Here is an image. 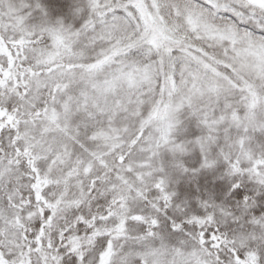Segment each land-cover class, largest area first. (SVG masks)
I'll return each instance as SVG.
<instances>
[{"label": "snow or ice", "instance_id": "1", "mask_svg": "<svg viewBox=\"0 0 264 264\" xmlns=\"http://www.w3.org/2000/svg\"><path fill=\"white\" fill-rule=\"evenodd\" d=\"M0 264H264V0H0Z\"/></svg>", "mask_w": 264, "mask_h": 264}]
</instances>
